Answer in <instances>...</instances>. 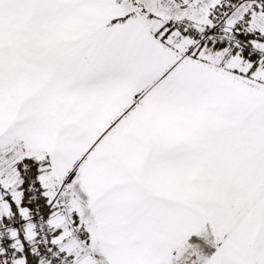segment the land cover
Masks as SVG:
<instances>
[{"label":"snow or ice","instance_id":"6c2138e0","mask_svg":"<svg viewBox=\"0 0 264 264\" xmlns=\"http://www.w3.org/2000/svg\"><path fill=\"white\" fill-rule=\"evenodd\" d=\"M0 264H264V0H0Z\"/></svg>","mask_w":264,"mask_h":264}]
</instances>
